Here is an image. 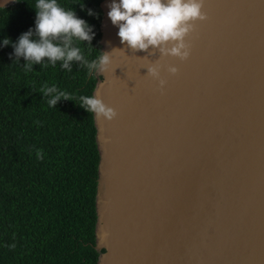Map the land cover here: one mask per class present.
Segmentation results:
<instances>
[{"label":"water","instance_id":"obj_1","mask_svg":"<svg viewBox=\"0 0 264 264\" xmlns=\"http://www.w3.org/2000/svg\"><path fill=\"white\" fill-rule=\"evenodd\" d=\"M112 2L91 92L117 113H91L95 264H264V0H204L184 61L122 45Z\"/></svg>","mask_w":264,"mask_h":264},{"label":"trees","instance_id":"obj_2","mask_svg":"<svg viewBox=\"0 0 264 264\" xmlns=\"http://www.w3.org/2000/svg\"><path fill=\"white\" fill-rule=\"evenodd\" d=\"M99 1L57 0L91 28L93 39L75 44L89 62L100 56ZM36 3L0 8V264H95L98 155L92 114L79 107V97H91L98 77L77 61L71 70L46 59L25 69L14 45L34 33ZM45 86L71 101L49 106Z\"/></svg>","mask_w":264,"mask_h":264},{"label":"clouds","instance_id":"obj_3","mask_svg":"<svg viewBox=\"0 0 264 264\" xmlns=\"http://www.w3.org/2000/svg\"><path fill=\"white\" fill-rule=\"evenodd\" d=\"M204 0H119L108 5L107 13L111 24L118 28L117 36L122 45L133 52L158 51L161 57L171 56L184 61L188 58L189 46L186 37L193 31L197 22L207 19L202 11ZM35 31L21 35L14 45L15 57L27 61L26 70L33 64H41L45 59L53 66L62 61L61 67L70 69L73 61L81 62L89 73H104L111 62V53H102L89 62L82 54L81 48L75 46L77 41L90 42L93 39L91 28L82 19L76 17L72 10H65L57 0H37L35 5ZM35 35L36 39H33ZM9 41L6 39L4 44ZM116 50V49H114ZM113 50V51H114ZM47 67V65H44ZM160 66L156 64L147 68V75L159 81L162 89L165 81L159 78ZM168 72L175 75L177 69L169 67ZM44 96L51 97V107L60 100L69 101L64 91L55 86L41 89ZM79 107L95 115L97 122L111 121L117 113L105 105L97 93L95 96L79 97ZM71 101V100H70ZM38 158L42 153H38Z\"/></svg>","mask_w":264,"mask_h":264}]
</instances>
